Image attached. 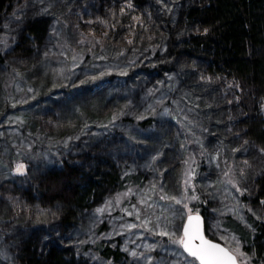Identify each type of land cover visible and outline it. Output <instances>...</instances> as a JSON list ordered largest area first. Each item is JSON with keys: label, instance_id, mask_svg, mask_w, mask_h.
I'll use <instances>...</instances> for the list:
<instances>
[{"label": "rangeland", "instance_id": "obj_1", "mask_svg": "<svg viewBox=\"0 0 264 264\" xmlns=\"http://www.w3.org/2000/svg\"><path fill=\"white\" fill-rule=\"evenodd\" d=\"M30 1L34 2L31 7L26 1L23 3L25 11L32 13L38 5L35 14L43 18L42 22L47 28L45 50L41 55L43 60L33 75L28 73L21 76V70L16 68L13 77L0 66V183L19 182L22 180L19 178H24V182H30L32 178V181H36L43 175V166L40 165L48 168L57 166L59 158L65 155L79 158L76 161L86 167L87 163L91 164V155H103L98 152L101 150L110 157L118 178L137 175L141 185L132 181L133 184L125 185V190H118L116 182L107 186L102 183L86 206L79 210L75 225L66 226L61 235H58L57 226L36 228L38 218L36 221L35 218L32 219L28 229H21L14 225V218L4 207L5 203L1 202L0 264H16V252L24 247L25 241L30 249L34 247L40 254L44 253L46 247L54 245L62 252L64 261L74 259L76 264H94L92 249L100 240L122 252L123 258L113 264H191L192 260L183 254L181 247L171 245L168 237L159 235L162 228L178 231L180 234L181 217L187 215L183 204L193 209V203L185 199L189 188L205 203V232L211 239L222 244L225 241L221 236H226L229 243L235 246L232 238L239 240L238 237L223 228L219 220L226 214L246 224L247 214L252 216L249 209L241 203L242 194L229 182L238 181L241 188L247 189L248 181L241 175L239 166L248 165L244 163L248 156L237 155L239 149L236 146L228 151L224 145H218V141H222L216 134L212 140L215 142L214 148L206 151V144L200 141L202 136L197 132L200 120L193 113L194 99L189 96L192 89L181 84L177 72V69L183 70L182 62L169 72L157 73L152 70L143 73L145 71L142 70L160 64L161 57L171 58L166 38L159 39L160 54L155 56L152 52L131 48L132 38L129 35L116 36L114 32L102 36L92 33L88 36L81 31L78 33V30L67 35L63 28H68V23L64 22L69 12V6L65 5L68 0ZM175 1L151 0V7L155 8L164 26L173 27L179 20L182 7L175 5ZM50 4L53 5L50 13L43 12L42 9ZM21 6L16 9L18 13L7 16L0 25V43L5 46L12 35L8 24L13 18H20ZM82 86L98 87L94 89L102 91L100 98L93 100L92 110H97L96 107L101 109L95 112L91 124L84 123L83 127L76 128L71 133L73 135L61 138L53 129L37 128L36 123L27 122L32 112L41 111L39 109L48 101L46 98L51 96L58 100L60 90L71 91ZM71 102L73 103H65L70 111L80 103L76 97ZM174 107L189 116L186 118L192 126L186 127L185 131L190 133L188 143L192 153L188 154V147L177 148V152L188 159L183 175L178 173L179 178L162 184L153 166V157L159 156L162 145L152 136L151 141L154 143L149 147L150 144L148 146L142 139L145 131L121 122L120 117L140 120L151 114L156 115L155 131L162 135L166 133L165 124ZM56 132L59 133V130ZM137 148L141 154L129 155L130 149L136 151ZM222 149L225 152L223 157L219 152ZM104 155L102 157L106 158ZM250 160L253 165H260L257 157ZM18 164L25 166L24 174L15 171ZM29 166H32V177L26 176ZM199 168L202 170L198 172ZM245 192L247 190L243 194ZM162 196H175L183 199V203L176 204L173 200L161 199ZM195 212L193 209V213ZM60 213V210L54 209L48 216L59 218ZM46 214L44 212L37 216L47 223L49 218H46ZM148 245L155 247L149 249ZM133 251L137 253L136 257L131 255ZM248 254L251 257L249 264H252V255ZM149 256L151 261L147 259Z\"/></svg>", "mask_w": 264, "mask_h": 264}, {"label": "trees", "instance_id": "obj_2", "mask_svg": "<svg viewBox=\"0 0 264 264\" xmlns=\"http://www.w3.org/2000/svg\"><path fill=\"white\" fill-rule=\"evenodd\" d=\"M24 1L29 6L34 4L33 1ZM24 1L0 0V25L22 5V9H19V12L22 11L19 13L20 18H13L11 26L8 24L12 33L7 40L8 45L0 43V66L10 76L14 75L16 68L21 70L20 75H33L43 60L41 55L45 50L47 28L42 22L43 18L35 14L38 5L36 11L31 13L25 11ZM174 4L182 9L179 11V20L171 27L161 24L157 11L151 7V0H68L65 5L69 6V12L65 11L67 17L64 18L68 28L63 30L67 35L76 30L88 36L92 33L102 36L114 32L116 36L129 35L132 38L131 48L152 52L155 56L160 54L159 39L166 38L171 58L161 57L156 67L142 71L169 72L182 62L185 69H177V72L181 84L192 89L189 96L194 99L193 113L200 120L197 132L202 136L200 141L206 144V151L214 148L215 142L212 140L216 134L222 141H218V145H224L228 151L236 146L239 149L237 155L248 156L245 160L248 165L239 166L248 181L247 192L240 197L242 205L251 209L252 216L247 214L246 224L226 214L219 221L223 228L238 237L242 250L251 253L252 264H264V203H261L264 201V153L260 151L264 148V0H176ZM204 29H208L207 33ZM94 88L82 86L71 91L60 90L58 100L51 96L46 98L48 101L39 109L41 111L32 112L27 122L36 123L37 128L53 129L61 138L73 135L71 133L83 127L84 123L91 124L95 112L101 109L96 107L97 110H92L93 100L102 94L101 90ZM74 97L80 103L70 111L65 103L72 104ZM186 117H189L187 113L182 114L178 108H171L169 120L165 124L166 133L163 131L162 135L155 131L156 115L151 114L140 120L120 117L121 122L145 131L142 139L147 145L150 144L149 147L154 143L151 141L152 136L162 145L153 164L162 184L179 178L178 173L183 175L188 159L183 158L177 148L185 146L186 149L188 147V154L192 153L188 143L190 133L185 131L186 127L192 125ZM126 137L129 139V136ZM98 152L105 153L106 158L100 154L98 157L91 155V164L87 163L86 167L76 161L79 158L65 155L59 158L57 166L48 168L40 165L43 166V175L36 181H32V178L30 182H24V178H19L22 179L19 182L0 183V204L5 203L4 207L14 218V225L28 229L32 219L36 221L38 218V223L33 222L38 224L36 228L57 226L58 235H61L66 226L75 225L79 210L86 206L102 183L107 186L116 182L118 190H125V185L132 181L141 185L137 175L118 178L107 153ZM219 152L223 157L224 150ZM135 154H141L140 149L129 150V155ZM252 157H257L260 165H253L250 162ZM31 169L32 166L27 168L26 176L32 177ZM197 170L199 172L202 169ZM192 196L198 197L192 193V188L187 189L185 199L191 201L193 209L204 216L205 203L201 197L191 199ZM54 209L60 210L59 218H49L48 215ZM44 212L49 218L47 223L37 216ZM184 218L181 217V226ZM25 243L16 252V264H76L74 259L64 261L62 252L54 245L46 247L44 253L40 254ZM93 248L94 264H113L123 258L118 248L105 245L101 240Z\"/></svg>", "mask_w": 264, "mask_h": 264}, {"label": "snow or ice", "instance_id": "obj_3", "mask_svg": "<svg viewBox=\"0 0 264 264\" xmlns=\"http://www.w3.org/2000/svg\"><path fill=\"white\" fill-rule=\"evenodd\" d=\"M52 6L53 5L50 4L48 7L42 9V11L50 13ZM121 11H123V9H121ZM204 31L207 33L208 29H204ZM201 78L205 79L204 77ZM245 143H247V141H245ZM260 151L264 153V148H261ZM153 159H155V157H153ZM244 163L247 164L248 161H245ZM15 171L18 174H24L25 166L23 164H18ZM241 175H244L243 169L241 170ZM229 182L232 183L236 190L241 194L247 190L241 188L238 181ZM187 183L188 181H186V184ZM190 198L198 199L196 196ZM161 199L173 200L176 204L183 203V199H178L175 196H162ZM261 203H264V201H261ZM183 207L187 209V221L183 224V234L180 235L178 231L162 228L159 235L161 237H168V243L171 245L182 247L184 252L192 258L191 264H196V262H198V264H249L251 257L247 252L242 250L240 246L241 242L239 240H236V238L233 237L232 239L235 241V246H232L226 236H221V239L225 241L224 245H221L212 239H208L204 234L203 219L199 215V211L196 210V213L194 214L193 209L189 208L187 204H183ZM249 211H251V209H249ZM257 219H260V217H257ZM218 226L219 225H217V227ZM248 226L251 227V225ZM129 227H136V225H129ZM147 247L153 249L155 245H148ZM125 250L127 251V249ZM131 255L136 257L137 253L133 251ZM147 259L151 261L152 258L149 256Z\"/></svg>", "mask_w": 264, "mask_h": 264}, {"label": "water", "instance_id": "obj_4", "mask_svg": "<svg viewBox=\"0 0 264 264\" xmlns=\"http://www.w3.org/2000/svg\"><path fill=\"white\" fill-rule=\"evenodd\" d=\"M195 214V213H194ZM201 217H202V219H203V228H204V234H205V236L208 238V239H211V238H209L208 236H207V234H206V232H205V221H204V216L202 215V214H199ZM187 221V215L185 216V218H184V220H183V224L185 223ZM183 224H182V226H181V229H180V234L182 235L183 234ZM214 240V239H213ZM215 242H217V243H220V242H218V241H216V240H214ZM221 245H223L222 243H220ZM181 250H182V252H183V254L185 255V256H187L189 259H191L192 260V258L191 257H189L188 255H187V253L186 252H184V250H183V248L181 247ZM197 264H198V262H196Z\"/></svg>", "mask_w": 264, "mask_h": 264}]
</instances>
